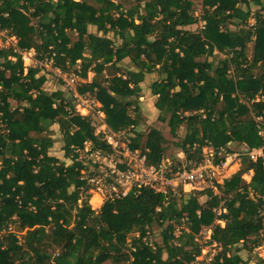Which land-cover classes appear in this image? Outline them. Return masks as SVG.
I'll return each instance as SVG.
<instances>
[{"label": "trees", "instance_id": "16d2710c", "mask_svg": "<svg viewBox=\"0 0 264 264\" xmlns=\"http://www.w3.org/2000/svg\"><path fill=\"white\" fill-rule=\"evenodd\" d=\"M198 4L199 14L195 0H0V33L17 39L0 46V264H194L204 245L215 250L210 264H264L243 252L250 235H264V157L254 186L241 183L252 168L245 158L218 193L139 188L95 210L83 189L81 152L112 148L92 115L75 112L58 71L83 79L94 70L80 92L92 93L131 148L148 150L149 164L194 166L208 144L230 152L264 145V0ZM25 49L50 67L26 66ZM216 50L226 56L215 61ZM146 99L180 138L172 143L183 160L170 158L162 128L143 122ZM221 201L224 223L214 224ZM203 227L211 236L196 240Z\"/></svg>", "mask_w": 264, "mask_h": 264}, {"label": "built area", "instance_id": "2783aa9c", "mask_svg": "<svg viewBox=\"0 0 264 264\" xmlns=\"http://www.w3.org/2000/svg\"><path fill=\"white\" fill-rule=\"evenodd\" d=\"M21 53L24 61L29 60L28 64L25 62L26 66L33 63L50 67L34 49H25ZM57 73L63 78L65 85L73 89L74 98L77 99L76 103L80 107L83 106V108L97 112L102 111L101 103L90 91L80 92L78 85H75L85 82V80L75 74L61 73L60 71ZM76 103L75 112L87 116L88 114L78 112ZM105 126V129H101V126L98 132L103 134V138L111 145L112 151L108 154L98 149L91 151V146L88 144L80 155V158L85 160L84 164L87 167L82 171L86 179L83 189L91 196L94 187L105 188L109 195L103 202L113 197H123L130 190L139 188L175 195H180L183 191L209 189L218 193L217 184H222L225 179L229 178L235 172H233V168L236 171L240 169L243 159L247 158L251 163L255 160L258 163L259 159L264 157V145L230 152L224 147L215 150L208 144L204 147L202 161L194 166L183 167L170 159L153 165L148 162L146 148H131L125 139L124 132H115L108 125L105 124ZM258 127L259 132L264 133V128L260 125ZM217 158L220 159L219 162H216ZM94 194L100 197L99 193ZM223 203L221 201L220 205L214 208L216 213L214 224L224 223V220L220 218L226 211ZM185 230L189 231L187 227ZM177 234H181V231L177 230ZM211 234V227H203L195 234L196 240L202 241L209 238ZM214 254L213 245H204L194 264H210Z\"/></svg>", "mask_w": 264, "mask_h": 264}, {"label": "rangeland", "instance_id": "374dc122", "mask_svg": "<svg viewBox=\"0 0 264 264\" xmlns=\"http://www.w3.org/2000/svg\"><path fill=\"white\" fill-rule=\"evenodd\" d=\"M198 1L199 0H195V10H196V14H199L200 10H202V6L198 4ZM33 19H34L33 22L34 23H37V17H34ZM254 22H255V20L251 18L250 19V24H253ZM203 24H204V22L203 21H200V23H197V24L191 26L190 28H192L193 30H196V28L199 25L201 26ZM16 44H17L16 37L9 35V33H7V32L0 33V46H8V45L15 46ZM251 46H252V44H250L249 47H248V49H249L248 54L250 56L252 55ZM214 54H215L214 55V60L215 61H218V59L220 57H225L226 56L225 53H223V52H221L219 50H216ZM25 62H26V64H28L29 60L26 59ZM47 64L50 65L49 63H47ZM120 68L122 70H126L128 68V65H126V64L121 65L120 64ZM25 71H27V70H25ZM94 76H95V72H94V70H91L88 73V76L86 78H83V79H86L85 80L86 82H91ZM101 77L102 78H106L107 77V73L104 72L101 75ZM155 77H156L155 76V72L152 71V72L147 73L146 81L143 82V83H141V85L149 84L153 79H155ZM53 79L56 80L57 78H52L51 87H52V84H54L53 83ZM75 85H78V84H75ZM65 91H66V95L69 98V100H71L74 103V101L77 100V99L74 100V98H73L74 97L73 89L70 88L69 86H66V90ZM11 104L13 106H15L16 105V102L12 101ZM142 105H143V103H142ZM76 106H77V109H78V112L79 113L88 114V116L89 115H92L93 116V120L95 121V123L97 125V131H98V129L101 126H102L101 129H103V128L105 129L106 128V126H105V124H106V122H105L106 116H105L104 112H102V111L101 112H97V111H94V110H90L89 108H83V106L80 107L77 103H76ZM143 108H144V110H143L144 113H142L143 114V122L146 123L147 120H152L153 125H155L157 128H162L163 129V131L165 133V136H166V139H167L166 145L170 147L169 148V151H168V153L170 155V158H175L176 160L177 159L183 160L184 157L182 156L181 150L178 147L174 146L173 143H172L173 141H176V142L179 141L180 138H173V136L168 131L167 126L166 127H163V125L160 122H157L155 120V113L152 114V110H151V109H153L152 106H151V99H146L145 100V103L143 105ZM144 119L146 120V122H145ZM98 121H100V122H98ZM142 132H144V129H142ZM178 135H179V137L181 136V131L180 130L178 131ZM55 140L58 142V145L56 147V149H58V147L61 144V138L58 135H55ZM88 147H90V146H88ZM245 163L246 162H243V163L241 162V167L242 166L245 167ZM257 166H258V163L254 160L252 162V168H251V170H255V173H254V176L252 175V181H251V184H248L249 186H254L255 185L254 182H255L256 175H257L256 174ZM251 170L243 171L240 174L241 183L243 185H247L246 183H244V181L245 182H248L245 179L244 175L247 174V173H249ZM234 171H236L235 168H233V172ZM229 178L225 179L222 184H224ZM94 193H99L100 197L96 196ZM108 195L109 194H108V192H107V190L105 188L101 187L99 189V188H95L94 187L93 188V191L91 193V196H90L91 198L89 199V204L91 205V207L93 209L98 210L100 208V206L104 203L103 201L105 200V198ZM202 197H204V196H202ZM182 226H185V224H183ZM10 228L13 229V231L15 232V234H20V232H23V229H19L18 227H15L14 225H12ZM185 228H186V226H185ZM8 232H11V230H9ZM1 233H3V231H1ZM18 239L20 241H22V238L20 236H18ZM10 242H11V240L9 238H6L5 239L6 245H9ZM247 245L249 247H251L252 249L251 250L250 249H244L243 252L245 254H248V253L252 252L253 253V258H254V261L255 262H258V261H261L262 259H264V235H261L259 233H253L252 235L249 236V239L247 241Z\"/></svg>", "mask_w": 264, "mask_h": 264}, {"label": "bare ground", "instance_id": "6f19581e", "mask_svg": "<svg viewBox=\"0 0 264 264\" xmlns=\"http://www.w3.org/2000/svg\"><path fill=\"white\" fill-rule=\"evenodd\" d=\"M254 174V170H251L249 173L245 174L244 177L248 182H245L246 184H251L252 181V175Z\"/></svg>", "mask_w": 264, "mask_h": 264}, {"label": "crops", "instance_id": "0c3cea01", "mask_svg": "<svg viewBox=\"0 0 264 264\" xmlns=\"http://www.w3.org/2000/svg\"><path fill=\"white\" fill-rule=\"evenodd\" d=\"M254 173H255V170H254ZM253 176H254V174H253ZM255 183V182H254ZM256 184V183H255Z\"/></svg>", "mask_w": 264, "mask_h": 264}]
</instances>
